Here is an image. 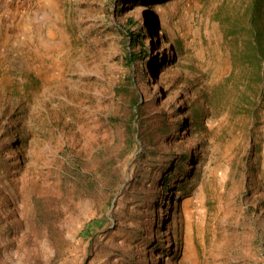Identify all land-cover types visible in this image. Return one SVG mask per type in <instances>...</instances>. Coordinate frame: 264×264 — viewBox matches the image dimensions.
I'll use <instances>...</instances> for the list:
<instances>
[{"label": "rangeland", "instance_id": "1", "mask_svg": "<svg viewBox=\"0 0 264 264\" xmlns=\"http://www.w3.org/2000/svg\"><path fill=\"white\" fill-rule=\"evenodd\" d=\"M249 2L0 0V264H264ZM130 83L166 139L131 142Z\"/></svg>", "mask_w": 264, "mask_h": 264}, {"label": "trees", "instance_id": "2", "mask_svg": "<svg viewBox=\"0 0 264 264\" xmlns=\"http://www.w3.org/2000/svg\"><path fill=\"white\" fill-rule=\"evenodd\" d=\"M123 3L124 0H119V6ZM247 10L249 13L250 35L246 46H243L238 56H233V60L247 71V85L251 87L254 84H261L264 79V0H250ZM141 34L140 32L135 36L133 45L136 41L141 44ZM128 59L131 60L130 57ZM115 92L116 97L121 102L123 112L127 114L124 122L133 144L141 142L145 146L151 145L171 135L172 124L169 123L165 113L146 115L142 95L135 84L118 86ZM190 119L191 116L188 115L187 120ZM180 132L181 126L178 128L177 134L179 135ZM188 158L189 155H185L180 158L179 162L174 163L172 160L169 163L177 170L183 169V164L188 161ZM182 171L186 175L185 170ZM169 179L165 178L164 185L169 182Z\"/></svg>", "mask_w": 264, "mask_h": 264}]
</instances>
